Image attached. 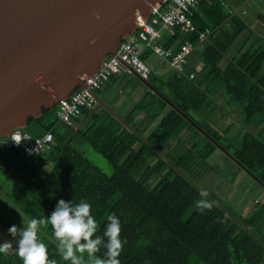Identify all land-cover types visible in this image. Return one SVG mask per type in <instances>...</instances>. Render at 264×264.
<instances>
[{"label":"trees","instance_id":"obj_1","mask_svg":"<svg viewBox=\"0 0 264 264\" xmlns=\"http://www.w3.org/2000/svg\"><path fill=\"white\" fill-rule=\"evenodd\" d=\"M201 5L209 9H203V15L196 13L197 32L179 31L176 37H166L164 44L174 51L186 40L198 45L201 31L218 28L202 52V69L193 70L188 64L187 71L196 73L193 79L180 78L174 72L170 77L152 73L150 82L215 141L151 92L140 112L157 121L152 129L136 127L138 132L134 131L106 110V118L93 113L86 129L80 131L81 137L111 163L113 172L107 174L72 145L74 137L67 140V135H59L56 106L45 109L30 122L43 125L39 136L53 128L57 142L51 150L28 154L17 148H0V170L15 172L20 187L37 203L38 214L33 218L50 216L61 199L73 203L85 200L92 204L100 225L97 234L103 236L107 216L117 215L126 240L121 264H264V204H256L248 213L244 208L242 213L236 212L200 182L211 168L209 160L219 150L239 169L255 174L258 179H254L264 188V40L250 31L241 36L247 25L237 15L231 17L221 3L201 0ZM229 19L233 28L236 23L241 29L228 30L225 23ZM215 94H221L225 107L240 115L237 133H232L231 127L216 126L217 111L221 110L220 115L231 111L217 104ZM207 103L213 104L209 109L213 107L215 121L202 122L194 116ZM91 110L85 109L83 115ZM50 113L54 119L48 123ZM118 123L124 127L121 132L114 130ZM184 130L187 132L181 135ZM224 166L231 167L228 163ZM236 173L230 178L233 181ZM202 190L209 193L210 210L196 207ZM40 235L50 258L57 264H69L59 254L51 226H40ZM105 253L101 247L97 256L104 258ZM0 264L22 261L13 248L6 255L0 254Z\"/></svg>","mask_w":264,"mask_h":264},{"label":"water","instance_id":"obj_2","mask_svg":"<svg viewBox=\"0 0 264 264\" xmlns=\"http://www.w3.org/2000/svg\"><path fill=\"white\" fill-rule=\"evenodd\" d=\"M163 1L0 0V136L26 128L30 118L86 87L84 76L116 52L135 30L138 16L148 18L151 6ZM139 78L214 140L150 81ZM93 94L99 105L111 108Z\"/></svg>","mask_w":264,"mask_h":264},{"label":"built area","instance_id":"obj_3","mask_svg":"<svg viewBox=\"0 0 264 264\" xmlns=\"http://www.w3.org/2000/svg\"><path fill=\"white\" fill-rule=\"evenodd\" d=\"M200 4L201 0H164L151 6L148 18L138 16L135 30L123 37L116 52L108 54L96 72L84 76L86 87L78 88L59 100L56 105L59 123L73 127L85 109H93L98 104L93 92L102 89L113 76L120 75L127 69L150 81L152 67L143 59L144 51L147 49L163 57L178 77L193 79L195 71H187L189 56L206 40L211 29L207 28L200 32L198 45L186 40L177 51L162 41L165 37H176L179 31L188 34L197 32L194 19ZM52 129L42 136L33 137L22 128H15L9 135L0 136V148H17L28 154L45 153L51 150L55 141ZM16 139L22 143L17 144L14 141Z\"/></svg>","mask_w":264,"mask_h":264},{"label":"rangeland","instance_id":"obj_4","mask_svg":"<svg viewBox=\"0 0 264 264\" xmlns=\"http://www.w3.org/2000/svg\"><path fill=\"white\" fill-rule=\"evenodd\" d=\"M260 1V0H258ZM262 2V1H261ZM264 11V10H263ZM264 13V12H261ZM262 33V31H258ZM262 35V34H261ZM258 37V36H257ZM260 38V37H259ZM262 39V38H261ZM192 55V59L194 55ZM190 55V56H191ZM202 59V58H201ZM199 62H196V64ZM173 71V70H172ZM173 72L170 73V75ZM133 79V76L125 73L124 75H120L118 77V82L123 83L125 87L127 86L129 77ZM108 84V83H107ZM106 84V85H107ZM105 85V86H106ZM104 86V87H105ZM104 89L97 90V93H102ZM217 98V95H214ZM211 100V99H210ZM217 104L222 109H227V111H231L228 107H225L224 100L222 97L217 98ZM212 103V102H211ZM208 103L203 106V110L201 109L200 113H194V116L203 122L205 121H215V112H213V107L209 109L210 106ZM199 110V109H198ZM218 123L216 126L221 129H226L227 127H231L232 133H237L235 128L238 126L241 128L240 121L241 119L238 112L235 110V113L227 112V114H221V110L217 111ZM57 116V114H56ZM54 119L53 114L50 113L47 115V122H51ZM157 122V121H156ZM43 125L40 123L31 120L29 125L24 128V130L30 132L31 134L36 132H41L43 129ZM64 125H60L57 128V131L64 129ZM187 131L184 130L181 135H184ZM72 145L75 146L85 157L88 158L94 165L99 167L102 171L107 174H112L113 167L111 163L105 158L103 154L96 152L91 145L85 141L82 137H76ZM213 160L210 159L211 168L208 170L207 176L205 179L200 182L203 185L211 190H214L216 195L221 198L222 202L229 206L234 211L242 213V209L244 208V213L249 212L253 206L258 203L264 204V188L258 183L257 180L254 179L251 175L239 169L236 164L233 162L229 156L223 152L219 151L215 152L212 156ZM228 163L231 167H225L224 164ZM216 164V165H215ZM213 166V167H212ZM215 167V170H214ZM237 168V169H236ZM236 169V170H234ZM236 173V178L233 181L231 176L233 177L234 172ZM216 172L214 181L211 183L213 173ZM220 175V176H217ZM223 179V181H222ZM205 181V182H204ZM207 185H214L213 187H209ZM17 178L15 177V172L13 174L11 172H6L4 170H0V240L1 243L11 242L15 244L14 238L9 233V228L13 225L17 226L18 229L23 228V218L25 221L31 220L34 215H37V203L34 202L29 195L24 191L22 187L19 185ZM248 202V203H247ZM38 217V216H37ZM2 233L3 238L2 239ZM13 248L15 246L13 245Z\"/></svg>","mask_w":264,"mask_h":264},{"label":"clouds","instance_id":"obj_5","mask_svg":"<svg viewBox=\"0 0 264 264\" xmlns=\"http://www.w3.org/2000/svg\"><path fill=\"white\" fill-rule=\"evenodd\" d=\"M14 141L22 143L19 139ZM199 196L201 199L196 201V207L200 211L210 210L213 205L208 200L209 193L202 190ZM23 225L20 229L15 225L9 228L15 240V254L22 264H57L56 259L50 258L48 247L41 239L40 226L46 225L51 226L59 254L69 264H121L119 257L126 240L122 238L119 217L109 214L103 236L98 235L100 225L93 214L92 204L85 200L73 203L61 199L50 216L28 221L23 218ZM101 247L106 249L104 258L97 256ZM12 249V242L0 244V254L6 255Z\"/></svg>","mask_w":264,"mask_h":264},{"label":"crops","instance_id":"obj_6","mask_svg":"<svg viewBox=\"0 0 264 264\" xmlns=\"http://www.w3.org/2000/svg\"><path fill=\"white\" fill-rule=\"evenodd\" d=\"M216 2L221 3V5L231 13V17L237 15L241 21H243L247 28L241 33V36L249 33L250 35H255L264 40V0H214ZM262 1V2H261ZM207 11L209 9L207 6L203 8V5L200 4L199 12L201 15L204 14V10ZM226 22V21H225ZM229 22L225 23L228 27V30L235 31V28H240L239 24L235 23L233 28L232 24ZM218 28L211 30V33L208 35L206 40L202 42L201 45H198V48L195 49L191 54L194 55L192 59V55L189 56V67L193 70H201L203 67L202 52L207 48L211 39L210 35H216L220 30ZM258 31H262L259 33ZM262 34V35H261ZM226 35V32H225ZM166 38V37H165ZM165 38L163 39V43L165 42ZM250 44V42L248 43ZM231 51H234L232 49ZM143 56L146 58V61L152 67V73L156 76L160 77H170V73L173 72L168 65V62L161 56H158L152 53L150 50H145ZM196 62H199L196 64ZM125 73L133 76L131 79L129 76V82L127 86L123 85V83L118 82V77L120 75H124ZM120 75H115L108 82V84L103 88L104 91L102 93H97L104 103H106L109 107L106 106L95 105V107L89 112L87 115H83L76 120V124L73 127H69L63 123H59L56 128L60 125H64L65 128L59 131V135L61 137L68 136L67 140H70L74 137H81L80 131L85 130L87 125L89 124V118L93 113L101 115V117L106 118V110H109L111 113L116 115L122 124L127 125L128 127L132 126L136 129L139 127L142 130H150L155 125H157L156 121H152L144 112H140L141 105L144 104L146 96L151 92H154L145 82H143L139 76L130 70L123 71ZM102 89V90H103ZM156 93V92H154ZM157 94V93H156ZM159 96V95H158ZM222 97L225 98L221 94H217V98ZM140 112V113H139ZM127 119H129L132 123H127ZM121 123H118L114 130H119L120 132L124 127L121 126ZM130 125V126H129ZM57 130V129H56ZM73 130V132H72ZM28 132V131H27ZM30 133V132H29ZM41 132L30 133L33 137L39 136ZM55 140L57 142V138L55 136Z\"/></svg>","mask_w":264,"mask_h":264},{"label":"bare ground","instance_id":"obj_7","mask_svg":"<svg viewBox=\"0 0 264 264\" xmlns=\"http://www.w3.org/2000/svg\"><path fill=\"white\" fill-rule=\"evenodd\" d=\"M78 119V118H77ZM33 136V135H32Z\"/></svg>","mask_w":264,"mask_h":264}]
</instances>
